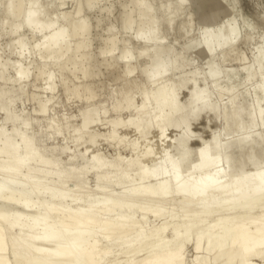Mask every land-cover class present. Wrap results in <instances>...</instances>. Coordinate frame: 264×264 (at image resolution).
Listing matches in <instances>:
<instances>
[{
	"label": "bare ground",
	"instance_id": "bare-ground-1",
	"mask_svg": "<svg viewBox=\"0 0 264 264\" xmlns=\"http://www.w3.org/2000/svg\"><path fill=\"white\" fill-rule=\"evenodd\" d=\"M229 13L0 0V264H264V34L249 58ZM57 87L77 124L49 116ZM41 121L65 143L48 154Z\"/></svg>",
	"mask_w": 264,
	"mask_h": 264
},
{
	"label": "rangeland",
	"instance_id": "rangeland-1",
	"mask_svg": "<svg viewBox=\"0 0 264 264\" xmlns=\"http://www.w3.org/2000/svg\"><path fill=\"white\" fill-rule=\"evenodd\" d=\"M224 1L226 2V7H227V9H229V12L230 13L227 16L222 17L219 21H217V23H219V22H221V23H228L230 25V27L233 28L236 31V36L232 39V43H235L237 49H240V50L242 49V51H244L246 54L249 52L248 55L250 57L248 55L247 56L249 58H251V53H250V49L249 48L255 47L257 44H259L260 36L262 34H264V0H224ZM115 12L113 14L116 16ZM113 19L114 18H112L111 20H113ZM247 36L249 38L247 40H244L245 37H247ZM189 60L191 61L190 62V66H189L190 68L192 66H194L195 68H197V67L200 68V66L202 65L201 60L195 54H192L189 57ZM227 64L228 63H225V67L227 66ZM230 65L228 64L227 67H229ZM194 67H192V68H194ZM113 75H114L113 72H108L103 77V79H104L103 80V84H102V85H104V86H102L103 88L101 87L102 89L99 88L97 90L99 94L101 93V99L103 98L105 100V102L107 100V102H106L107 104L105 103V105L107 107H110V103H112L111 96L113 97L115 95V92L114 91L117 88L120 87V81H118V82L111 81V78L113 77ZM115 84L117 85V87H115L116 86ZM239 88H241V87H239ZM18 93H19L18 94L19 96L17 97V99H15L16 103H14L15 106H16L15 108L16 109L18 108L17 111H19L20 109H22L24 107H25V110L28 109L27 111H31L32 110V108H31L32 107V105H31L32 102L30 100H27V97H26V94L25 93H23V94H21L20 92H18ZM40 96L41 97H44L45 96V93L44 94L43 93H40ZM62 98H63V96H62L61 88L60 87H57V89L55 91V97L52 100V102L50 103L49 116H53V117H56V118H61L62 116L63 117H68V115H69L71 117V115H72V118H69L68 121L70 123L73 122L71 124H77L79 122V120H80V113H79L78 110L84 104H82V103H77L76 104V102L75 103L69 102L68 103L69 105H68L65 102L64 98L63 99ZM17 100H18V102H17ZM21 103L22 104L24 103V104L22 105ZM55 103H57V104H55ZM61 104H62V107H61ZM64 105H65V107H64ZM54 109H55V111H54ZM71 112H72V114H71ZM78 115H79V117H78ZM204 120H206V118L201 117L195 127L200 130L201 125H203L202 123H204L203 126L206 125L205 123H206L207 120L206 121H204ZM45 122L46 121H41L40 122V125L41 126L38 127V128H36V130H37V136L35 135V144L38 145V146L40 145L39 147H41L42 145H44V146L47 145L44 148V151H45V154H48L50 148H52V147L58 148L59 146H62L65 143H64L63 140H61L62 137H60V136L59 137L58 136H54V139L49 138V135H50V133H51L52 130L51 129H47L44 126L45 125ZM212 123L215 124V125H218L219 121H218V119H216V118L213 119L211 117L210 125H212ZM7 126H9V125H7ZM40 131H41V134H40ZM42 135H44V136H42ZM44 137L45 138L47 137V138L45 139ZM49 143H51V144L49 145ZM187 251H188V253H187ZM185 252H186L185 256H186L187 259H188V257L190 258L192 256L193 250H192V248H191L190 245L187 246V249H186ZM190 252H192V253H190ZM256 262H258V261H256Z\"/></svg>",
	"mask_w": 264,
	"mask_h": 264
}]
</instances>
